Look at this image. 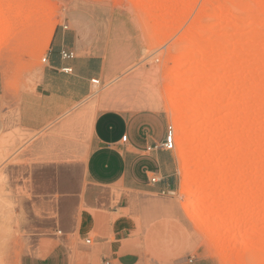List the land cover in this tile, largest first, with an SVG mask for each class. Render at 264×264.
<instances>
[{"label": "rangeland", "instance_id": "rangeland-1", "mask_svg": "<svg viewBox=\"0 0 264 264\" xmlns=\"http://www.w3.org/2000/svg\"><path fill=\"white\" fill-rule=\"evenodd\" d=\"M56 28L76 45L75 56L99 57L103 74L84 101L34 128L43 105L37 94L43 58ZM126 79L128 91H113ZM150 87L158 96L154 109L138 100ZM168 94L175 106L190 100L183 112L194 138L188 156H180ZM89 105L95 112L155 111L174 129L173 191L135 196L124 211L135 223L137 264H264V0H0L4 264L58 244L66 245L69 264H103L93 241L86 244L99 234L81 240L74 230L84 203L61 218L57 191L63 175L82 177L85 149L65 146L81 145L87 131L60 141L53 135ZM195 159L189 172L205 176L188 198L184 163ZM114 196L113 206L120 193Z\"/></svg>", "mask_w": 264, "mask_h": 264}, {"label": "crops", "instance_id": "crops-1", "mask_svg": "<svg viewBox=\"0 0 264 264\" xmlns=\"http://www.w3.org/2000/svg\"><path fill=\"white\" fill-rule=\"evenodd\" d=\"M69 20L78 30V17L71 13ZM65 34L56 28L46 53V67L37 86L38 98L43 105L40 109L38 107L40 119L38 125L32 126L34 128L53 121L80 104L91 94V80L99 82L102 78L99 57L75 56L76 45L67 43ZM62 52L74 56L63 58ZM66 69L70 71L64 72ZM81 120L68 126L63 123L59 132L53 135L60 141L77 138L79 131H87L81 145L65 146V149H85V157L80 165V179L70 173L58 179L57 191L63 196L60 217H63L64 210L78 209L83 202L86 208L75 214L73 222L78 238L82 240L94 233L99 234L90 239V243L93 241L95 255L103 264H137V254L130 238L135 223L124 211L131 209V200L135 196L173 191L174 164L169 157L170 151L162 148L166 123L155 111L116 109L94 112L90 123ZM70 168L68 165L66 169ZM114 192H119L120 197L113 206ZM106 219V229L101 230L100 224ZM69 262L66 245L58 244L44 254L23 256L20 264Z\"/></svg>", "mask_w": 264, "mask_h": 264}, {"label": "bare ground", "instance_id": "bare-ground-1", "mask_svg": "<svg viewBox=\"0 0 264 264\" xmlns=\"http://www.w3.org/2000/svg\"><path fill=\"white\" fill-rule=\"evenodd\" d=\"M130 84H131V81H129V79L123 80L119 85H117L116 88L113 89V91L116 92V91L120 90V87L123 90L128 91L129 90L128 85H130ZM151 89L152 88L150 87L149 90L147 91V93L143 92V94H141V96L138 98V100L142 103H145V105L148 108H153V101H155L158 98V96L156 97V93L151 92ZM110 95H112V91H109L108 93H106L104 95V97H107V96L109 97ZM173 96H174L173 94L167 95L165 107L167 108L169 105L170 109L176 114V121H177L179 130H180V133H181L180 135L182 136V139H181L182 141L180 143V145H181L180 156L182 155L184 157V156H188L186 154L187 153L189 154L192 151V146L194 143V138L192 137V129H189V127L187 126V119H186L185 114L183 113L185 110V107L190 103V100L186 99L185 101H183L182 105L175 106L173 103V101H174ZM94 112H95L94 107L89 105V106H87V108H85L84 111L82 110L75 117L73 116L74 118L68 119L67 122L64 123V125L68 126L72 122H80V121H82L81 119H83V120L85 119L88 121V123H90V120L92 119ZM196 161L197 160L195 159L194 161H191L189 163H184V165H185L184 167L187 169L186 173H189V175L186 176V182L183 186V194L186 195L188 198H191L193 193H194V190L199 188L201 181L205 176V173H203L202 171H201L202 173L197 172L198 174L196 176H193L191 174V172H189L190 170L188 169V166L190 164H194V162H196ZM251 164H252V162H251Z\"/></svg>", "mask_w": 264, "mask_h": 264}, {"label": "built area", "instance_id": "built-area-1", "mask_svg": "<svg viewBox=\"0 0 264 264\" xmlns=\"http://www.w3.org/2000/svg\"><path fill=\"white\" fill-rule=\"evenodd\" d=\"M61 56L63 58H73V53H66V52H62L61 53ZM43 62L46 63V57L43 58ZM70 70L66 69L64 70V72H69ZM91 84L92 85H98V80H91ZM175 147V140H174V129L172 127V125H167L166 127V133H165V140H164V143L162 145V148L165 150V151H172ZM155 180L152 179V182H154ZM86 244H90V239H87L86 240Z\"/></svg>", "mask_w": 264, "mask_h": 264}, {"label": "clouds", "instance_id": "clouds-1", "mask_svg": "<svg viewBox=\"0 0 264 264\" xmlns=\"http://www.w3.org/2000/svg\"><path fill=\"white\" fill-rule=\"evenodd\" d=\"M7 177L3 173H0V186L4 185V182L6 181ZM3 245L0 243V251H3ZM0 264H4V260L0 258Z\"/></svg>", "mask_w": 264, "mask_h": 264}]
</instances>
